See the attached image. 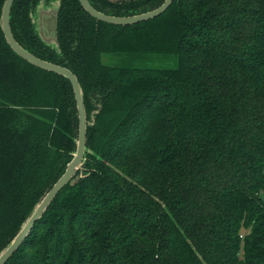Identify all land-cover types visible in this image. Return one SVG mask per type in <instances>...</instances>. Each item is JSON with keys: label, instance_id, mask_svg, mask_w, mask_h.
Returning a JSON list of instances; mask_svg holds the SVG:
<instances>
[{"label": "trees", "instance_id": "obj_1", "mask_svg": "<svg viewBox=\"0 0 264 264\" xmlns=\"http://www.w3.org/2000/svg\"><path fill=\"white\" fill-rule=\"evenodd\" d=\"M42 1L14 0L10 27L76 75L85 153L5 264H264V0H173L127 25L58 0L55 47L35 26ZM88 1L129 16L164 0ZM77 135L69 80L17 55L0 23V252Z\"/></svg>", "mask_w": 264, "mask_h": 264}, {"label": "water", "instance_id": "obj_2", "mask_svg": "<svg viewBox=\"0 0 264 264\" xmlns=\"http://www.w3.org/2000/svg\"><path fill=\"white\" fill-rule=\"evenodd\" d=\"M14 0H5L1 10V28L4 33V37L8 45L12 50L25 59L29 63L39 67L41 69L60 74L67 78L72 86L74 98L76 102L77 114H78V135L76 141V150L73 158L66 165L65 171L58 178V180L52 185V187L43 195L38 204L35 206L31 214L28 216L22 227L11 240V242L0 252V264H5L11 255L18 249V247L25 240L34 224L40 219L42 214L50 205L51 201L57 195V193L67 184H74V176L81 169V165L84 159L85 153V142H86V128L87 118L85 112V106L83 102L82 90L76 75L67 67L55 64L46 60H43L33 53L22 47L14 38L10 27V10ZM81 6L91 16L97 20L116 24V25H127L134 24L140 21H146L161 15L172 3L173 0H164L158 7L139 14L129 16H115L103 13L95 9L88 0H78ZM40 35L42 39L48 43V41L57 40V13L56 11L49 10L40 14Z\"/></svg>", "mask_w": 264, "mask_h": 264}, {"label": "rangeland", "instance_id": "obj_3", "mask_svg": "<svg viewBox=\"0 0 264 264\" xmlns=\"http://www.w3.org/2000/svg\"><path fill=\"white\" fill-rule=\"evenodd\" d=\"M58 7V0H50L48 2H45V1H42L39 3L37 9H36V12L35 14L33 15L34 17V22H35V26L37 28V30L40 31V14L43 12V11H49V10H53V11H56ZM48 43L52 46V47H55L56 46V42L55 41H48ZM114 57H110V56H107L106 54L103 55V62L104 63H113L114 61L117 63V58H114Z\"/></svg>", "mask_w": 264, "mask_h": 264}, {"label": "crops", "instance_id": "obj_4", "mask_svg": "<svg viewBox=\"0 0 264 264\" xmlns=\"http://www.w3.org/2000/svg\"><path fill=\"white\" fill-rule=\"evenodd\" d=\"M44 12H47V11H43V13H44Z\"/></svg>", "mask_w": 264, "mask_h": 264}]
</instances>
